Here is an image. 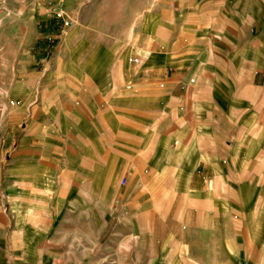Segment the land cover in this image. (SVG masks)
Segmentation results:
<instances>
[{
	"label": "rangeland",
	"instance_id": "rangeland-1",
	"mask_svg": "<svg viewBox=\"0 0 264 264\" xmlns=\"http://www.w3.org/2000/svg\"><path fill=\"white\" fill-rule=\"evenodd\" d=\"M155 2L87 3L91 28L74 0H0V264H264V0H212L244 21L257 72L227 92L242 108H228L239 118L211 172L156 190L67 170L68 97L94 96L92 81L105 79L96 70L136 69L141 16ZM118 89L135 88L124 78Z\"/></svg>",
	"mask_w": 264,
	"mask_h": 264
},
{
	"label": "crops",
	"instance_id": "crops-1",
	"mask_svg": "<svg viewBox=\"0 0 264 264\" xmlns=\"http://www.w3.org/2000/svg\"><path fill=\"white\" fill-rule=\"evenodd\" d=\"M74 2L83 26L95 28L97 12L92 9L89 18L84 5L96 0ZM212 5V0H156L141 16L145 30L136 69L96 70L92 77L105 79L92 81L94 96L75 104L68 97L60 124L68 171L75 165L76 172H108L112 182L123 173L121 179L138 180L140 189L164 190L189 188L196 174L218 165L229 137L226 126L239 118L230 117L228 108H242L235 101L229 105L227 92L239 91L242 76L253 77L257 70L255 56L245 52L252 44L243 39L244 21L214 12ZM124 78L134 84L133 92L118 89Z\"/></svg>",
	"mask_w": 264,
	"mask_h": 264
},
{
	"label": "built area",
	"instance_id": "built-area-1",
	"mask_svg": "<svg viewBox=\"0 0 264 264\" xmlns=\"http://www.w3.org/2000/svg\"><path fill=\"white\" fill-rule=\"evenodd\" d=\"M58 16H60V14H58ZM63 25L64 26H68L70 25V21L66 20V19H63ZM131 86L130 85H126V89H130ZM121 184L124 185L125 184V180L124 179H121Z\"/></svg>",
	"mask_w": 264,
	"mask_h": 264
}]
</instances>
